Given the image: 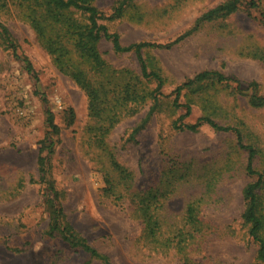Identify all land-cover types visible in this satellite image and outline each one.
Instances as JSON below:
<instances>
[{"label": "rangeland", "instance_id": "1", "mask_svg": "<svg viewBox=\"0 0 264 264\" xmlns=\"http://www.w3.org/2000/svg\"><path fill=\"white\" fill-rule=\"evenodd\" d=\"M117 1L93 3L109 16ZM225 1L132 0L119 18L100 22L119 35L123 46L143 41L167 44ZM68 16L86 21L78 13ZM60 26L40 2L0 0V264H103L70 248L58 234H46L49 208L37 171L39 141L48 130L41 94L59 127L50 177L61 195L65 222L112 263L184 264L185 258L192 264L254 262L258 245L248 236L241 217L242 190L257 179L245 172L246 150L237 147L232 132L207 124L196 131L176 126L209 116L219 125L237 127L243 143L256 151L253 168L264 175V105H251L252 91L247 88L249 82H256V94L264 96V0H240L235 13L200 24L171 47L143 50L147 71L158 73L163 81L158 104L134 140H128L131 130L153 103L145 99L133 114L130 105L126 107L104 135V147L98 146L95 134L104 122L90 114L85 92L59 70L45 49L56 36L70 38ZM9 42L18 56L31 63L37 82L13 55ZM97 48L105 62L100 78L107 79L112 90L123 93L128 87L150 93L156 88L155 80L141 75L133 52L115 53L104 40ZM203 71L235 78L242 88L230 81L196 83L180 93L176 103L181 106H174L175 88ZM186 103L191 113L180 120ZM109 153L129 173L127 185L110 171ZM105 175L117 191H160L152 201L162 227L156 241L143 236L129 197L115 199L105 192ZM256 193L258 214L264 217V178ZM197 199L202 227L183 258L176 247L164 242L178 230L188 229L185 209Z\"/></svg>", "mask_w": 264, "mask_h": 264}, {"label": "trees", "instance_id": "2", "mask_svg": "<svg viewBox=\"0 0 264 264\" xmlns=\"http://www.w3.org/2000/svg\"><path fill=\"white\" fill-rule=\"evenodd\" d=\"M46 6L48 14L54 19V23H58L61 31L68 33L69 37L56 36L46 43V51L53 56L54 62L59 70L68 75L76 85H78L86 94L89 100V112L95 118L103 121L104 124L96 128V135L99 147H104V135L118 120L117 118L126 111V107L130 105L129 112L131 114L137 112L138 104L149 98L153 103L149 107L146 115L140 122L131 130L128 140H134L135 137L145 128L148 121L158 104L161 95L159 89L162 86V78L154 71H147L145 60L142 56V51L150 48H168L173 44L182 41L187 36L191 35L200 24L211 22L218 18L227 17L237 11L240 0H227L224 3L209 9L201 14L192 28L179 35L175 40L167 43L160 44L154 42L143 41L139 43H132L123 46L120 42L119 35L110 32L106 25L102 24V20H114L122 15L125 6L132 0H118L116 5L112 8L109 16L104 15L94 5V0H34ZM253 4V3H252ZM78 13L86 18L82 22L75 19L68 14ZM36 28L41 32L40 24L35 21ZM6 35V30L2 27ZM8 37V36H7ZM107 41L111 44L112 51L115 53L133 52L140 66L141 75L145 79H153L157 82L156 88L150 93L137 90L131 91L125 87L124 92H115L110 87L106 80L100 78L104 74L105 62L101 58V54L97 48L100 41ZM65 42V43H63ZM67 43H71L68 45ZM9 45L13 48L12 42ZM13 55L20 59L25 67V70L30 78L37 82V75L26 58H21L13 48ZM80 61H73V59ZM88 67H81L82 64ZM206 81H214L217 83L233 82L237 89L242 88V84L235 78L226 77L216 71H203L195 75L194 78L177 86L174 90L175 97L173 100L174 106H181L176 103L180 93L187 87L196 83H203ZM247 88L251 89L252 95L250 103L253 106L264 105V96L256 94V82H249ZM116 93V94H115ZM44 107L45 123L47 125V132L42 140L39 141L37 153V171L38 183L43 186V196L46 205L49 208V221L46 234L54 236L58 234L61 240L66 243L70 248L80 250L88 254L89 260H99L103 264H114L110 259L99 252L93 247L85 238L80 236L74 231L72 226L65 222L64 210L60 202V193L56 190L53 181L50 177V160L53 154L54 146L56 143V136L59 134V127L54 122L53 113L48 106V101L44 94L39 95ZM184 114L180 120L186 118L191 113L189 104H184ZM122 110L118 112V109ZM176 126V123H173ZM202 124H207L213 129L232 132L235 135L236 145L238 148L244 149L247 152L245 172L248 176L253 177L257 175V179L247 183L243 190L242 195L245 200V209L241 215L243 222L248 226V236L258 245L256 260L250 264H264V217L258 214V200L259 197L256 193L260 187L264 175L257 172L253 168V162L256 151L253 146L245 145L241 131L237 127L223 126L216 123L209 116L198 118L193 124L181 123L176 126L180 130L196 131ZM96 138V137H95ZM107 148H104L106 151ZM110 171H114L121 179L124 180L126 185L130 180L129 173L121 167L111 153L108 154ZM106 187L105 192L108 195H113L115 199H124L125 196L129 197V202L132 206V212L140 221L142 226L143 236L151 241H156L161 232V225L158 218L154 213L153 202L158 199L160 191L158 189L148 188L143 190L126 191V193L117 191L116 186L108 175L104 177ZM119 180V178H118ZM121 181V180H119ZM201 200L197 199L187 204L185 209V225L188 229L185 231L178 230L173 237L165 240L164 244H172L176 247L178 252L183 253L185 258V251L191 242H194L195 233H199L202 227V221L198 215L200 212ZM85 264H90L86 262ZM184 264H192L185 258Z\"/></svg>", "mask_w": 264, "mask_h": 264}]
</instances>
